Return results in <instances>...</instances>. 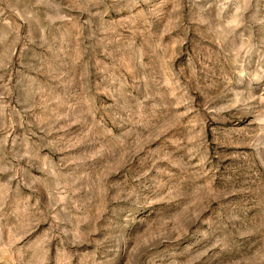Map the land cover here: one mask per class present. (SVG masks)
<instances>
[{
	"label": "rangeland",
	"instance_id": "obj_1",
	"mask_svg": "<svg viewBox=\"0 0 264 264\" xmlns=\"http://www.w3.org/2000/svg\"><path fill=\"white\" fill-rule=\"evenodd\" d=\"M0 264H264V0H0Z\"/></svg>",
	"mask_w": 264,
	"mask_h": 264
}]
</instances>
